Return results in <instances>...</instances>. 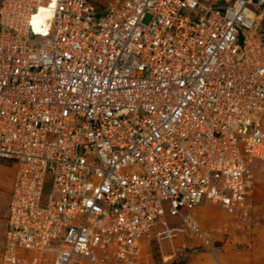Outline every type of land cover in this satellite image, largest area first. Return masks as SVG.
<instances>
[{
	"label": "built area",
	"instance_id": "1",
	"mask_svg": "<svg viewBox=\"0 0 264 264\" xmlns=\"http://www.w3.org/2000/svg\"><path fill=\"white\" fill-rule=\"evenodd\" d=\"M54 2H0L1 264H138L168 217L211 245L189 212L264 159V0Z\"/></svg>",
	"mask_w": 264,
	"mask_h": 264
},
{
	"label": "rangeland",
	"instance_id": "2",
	"mask_svg": "<svg viewBox=\"0 0 264 264\" xmlns=\"http://www.w3.org/2000/svg\"><path fill=\"white\" fill-rule=\"evenodd\" d=\"M101 9L121 0H92ZM150 16L144 23L148 24ZM264 37V20L261 25ZM264 129V117L260 121ZM251 185L242 201L226 207L203 202L189 213L199 223L211 245L198 236L181 231L180 217H168L170 233L146 241L138 264H264V159L251 164ZM15 165L0 158V264L7 246L10 191ZM103 264H122L110 260Z\"/></svg>",
	"mask_w": 264,
	"mask_h": 264
},
{
	"label": "snow or ice",
	"instance_id": "3",
	"mask_svg": "<svg viewBox=\"0 0 264 264\" xmlns=\"http://www.w3.org/2000/svg\"><path fill=\"white\" fill-rule=\"evenodd\" d=\"M53 7H55V2H54V0H53ZM44 11H45L44 9H41V12H44ZM37 19H41V18H34V21H33L34 24L37 22ZM36 30H37V31H41L40 28H37Z\"/></svg>",
	"mask_w": 264,
	"mask_h": 264
},
{
	"label": "trees",
	"instance_id": "4",
	"mask_svg": "<svg viewBox=\"0 0 264 264\" xmlns=\"http://www.w3.org/2000/svg\"><path fill=\"white\" fill-rule=\"evenodd\" d=\"M263 20H264V18H263ZM264 38V37H263Z\"/></svg>",
	"mask_w": 264,
	"mask_h": 264
},
{
	"label": "crops",
	"instance_id": "5",
	"mask_svg": "<svg viewBox=\"0 0 264 264\" xmlns=\"http://www.w3.org/2000/svg\"><path fill=\"white\" fill-rule=\"evenodd\" d=\"M0 2H1V0H0Z\"/></svg>",
	"mask_w": 264,
	"mask_h": 264
}]
</instances>
